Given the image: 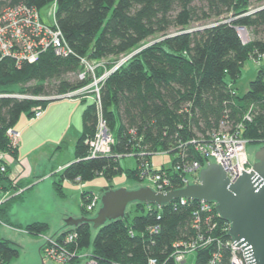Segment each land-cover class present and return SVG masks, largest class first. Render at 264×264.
Returning <instances> with one entry per match:
<instances>
[{
    "label": "trees",
    "instance_id": "obj_1",
    "mask_svg": "<svg viewBox=\"0 0 264 264\" xmlns=\"http://www.w3.org/2000/svg\"><path fill=\"white\" fill-rule=\"evenodd\" d=\"M54 1L56 23L71 54L57 56L47 49L33 63L17 65L10 58L0 61V152H9L15 158L17 148L12 152L9 149L6 130L15 126L22 113L31 117V109L38 103L46 106L51 102L10 95H56L75 90L85 84L70 78L80 70L79 57L117 59L135 51L106 79L100 99L114 135L112 153H134L137 163L135 168H123L114 157L86 159L84 140L94 134L96 125L95 106L87 105L81 115V135L74 145L75 160L53 182L57 196H65L64 181L76 182V178L84 182L101 175L107 181L102 191L115 188L110 182L116 175L141 182L140 152L147 153L144 160L149 164L151 156L160 152L174 163L173 147L216 130L221 121H226L230 129L243 123L241 137L247 144L264 145V66L257 68L243 94L239 95L236 87L244 63L264 53V0H0V10L25 4L39 11ZM238 28L250 32L249 41L242 42ZM148 39L152 40L145 44ZM249 110L251 120L247 121L243 118ZM184 151L202 166L207 163V158L191 148L185 146ZM163 170L171 171L170 167L152 169ZM9 171L7 167L0 173V188L17 190L20 185L16 177L9 178ZM175 184V188L180 186ZM85 195L82 215L87 213ZM20 198L14 195L0 204V222L30 236L43 235L49 229L44 222L23 227L9 222V208ZM173 203L161 209L131 204L123 219L95 231L92 241L91 226L81 224L73 228L77 239L72 246L82 250L91 245L97 264H146L149 259L171 264L173 243L193 235L191 210L195 205L189 202L175 207ZM215 218L214 241L219 237L222 240L217 264H231L230 250L224 246L231 238L227 231L221 233V225L228 223ZM152 226L159 231L150 234L148 228ZM215 246L216 242L196 250L194 264H207ZM18 255L15 244L0 239V264H9Z\"/></svg>",
    "mask_w": 264,
    "mask_h": 264
},
{
    "label": "built area",
    "instance_id": "obj_2",
    "mask_svg": "<svg viewBox=\"0 0 264 264\" xmlns=\"http://www.w3.org/2000/svg\"><path fill=\"white\" fill-rule=\"evenodd\" d=\"M56 2H53V10L51 12L52 23L45 24L39 14V11L32 6L25 4H16L0 10V61L4 58H10L17 65L22 63H33L47 49H52L57 56L67 57L71 54V50L67 45L60 29L57 26L55 18ZM244 29V28H238ZM245 30V29H244ZM128 55V56H127ZM132 54L121 55L117 59H99L92 60L87 57H79L80 70L75 73V79L79 82H85L81 87L56 95H31V94H13L12 97L18 99H31L35 101H53L58 99H91L96 110V125L94 134L87 137L84 143L88 147L86 159L96 157H114L116 160L124 156H134V153L113 154L112 146L114 144V135L105 118L101 106V87L105 83L110 74L122 67V65L131 58ZM259 66H264V53L258 54L252 59ZM258 66V67H259ZM257 67V68H258ZM45 106L38 103L31 109V117L39 119L44 113ZM244 120H251V111L249 110ZM243 123L236 124L234 129H230L226 121H221L219 127L207 133L204 136H196L186 143H179L175 149V161L170 166L171 171L153 172L147 160H144L147 153L140 152L138 156L142 163L139 164V179L141 182L146 176L150 175V181L153 190L156 192H168L184 187L187 183H198L199 171L208 163L214 162L220 164L226 172L230 181H234L244 172H249L251 163L246 153L247 140L241 137ZM130 134H134L130 131ZM6 136L9 140L11 152L19 145L20 134L18 131L10 127L6 130ZM191 148L196 154L202 158H207V163L202 166L198 159L189 157L184 147ZM190 146V147H189ZM170 152V151H168ZM166 155V153L162 152ZM11 155L9 152H0V173H4L8 167V160ZM174 175L173 178L171 175ZM76 181H80L76 178ZM187 181V183H186ZM174 183L180 184L178 188L173 187ZM175 184V185H176ZM100 194L88 193L85 195L84 210L86 214L93 215L96 209L97 200ZM173 205L185 206L189 202H195L194 208L191 210V228L193 235L187 240H181L173 243L171 264H183V254L186 252H196L200 248L216 246L212 251L211 258L207 264H217L220 261V245L221 238L214 241L217 222L215 217H219L215 205L205 201H193L185 198L172 201ZM161 209L162 206L148 204V206ZM159 217V216H157ZM229 224L221 225V233L228 232ZM150 234L157 233L159 228L152 226L148 228ZM42 236V235H41ZM50 236H42L47 240ZM58 237H61L58 239ZM77 239V233L74 229L66 230L62 236H57L54 241L48 239L50 245L42 248V254L53 264H67L77 261L81 258V250H77L72 246ZM224 246L230 250L231 264H247L244 254L228 240ZM89 256V258H88ZM87 260L86 264H97L92 257L91 252L84 256ZM146 264H157L154 260L149 259Z\"/></svg>",
    "mask_w": 264,
    "mask_h": 264
},
{
    "label": "water",
    "instance_id": "obj_3",
    "mask_svg": "<svg viewBox=\"0 0 264 264\" xmlns=\"http://www.w3.org/2000/svg\"><path fill=\"white\" fill-rule=\"evenodd\" d=\"M241 172L234 181H230L220 164L208 162L197 175L198 183L188 184L186 181L187 184L180 189L162 193L154 191L153 185L144 183L111 188L98 196L100 200H97L92 216H76L61 207L60 220L64 225L48 239L54 241L60 232L87 223L92 228V241L95 231L110 221L123 219L131 204L163 206L185 198L213 203L218 216L229 224L228 235L232 245L243 252L247 264H264V145L255 150L250 171ZM48 239L40 236L30 239L19 249V258L9 264H53L41 251L45 245L51 244ZM87 260L80 264H86Z\"/></svg>",
    "mask_w": 264,
    "mask_h": 264
},
{
    "label": "rangeland",
    "instance_id": "obj_4",
    "mask_svg": "<svg viewBox=\"0 0 264 264\" xmlns=\"http://www.w3.org/2000/svg\"><path fill=\"white\" fill-rule=\"evenodd\" d=\"M53 10V2L45 5L39 10L40 17L42 21L45 24L50 25L52 23V17H51V12ZM246 30V29H245ZM246 36L242 37L241 35L240 38L243 43H246L247 41L250 40L251 34L248 30H246ZM239 33V32H238ZM149 40V41H148ZM145 41L146 43H149L152 39H148ZM134 52L130 54H134ZM128 56V55H127ZM128 60L122 65L124 66ZM259 64L255 63L252 60H247L241 70V75L236 83L237 87V93L239 95L243 94L250 83L251 80L254 79L256 70ZM72 80H75L73 75L70 76ZM14 91H17V87H12L11 88ZM54 101V100H53ZM53 101L49 102L48 104H53ZM59 105H57L55 108V115L49 116L48 119H46L40 126L39 129V134H36L35 131H25L27 129L33 128L36 124V120L32 121V117H27L26 113H22L19 117L18 122L15 124L13 129L19 132L20 134V140L23 141V135L22 132L25 131V135H28L25 137L24 142L20 148L18 149L19 153V160L22 159V161H18L15 163H12L10 165L11 170H10V177L15 178V177H21L24 180L31 176L33 172L37 171L40 167L38 161L42 160V165L43 166H48V167H53V160L56 157V162L58 161L60 164L61 161H68L73 159L74 155V143L75 140L78 138L79 130L81 128V122H80V112L77 111V106H81V109L83 106L87 105L89 101H85L84 103H80V100H73V99H62L60 101H57ZM56 102V103H57ZM47 104V105H48ZM32 122L31 126L28 125V128H23L25 123ZM72 126L74 127L72 129ZM72 129V132H68V130L65 132V130ZM78 134H76V132ZM65 132V134H64ZM64 134V143H67L66 147L61 148L59 150H55L58 145L61 144V137ZM67 135V136H66ZM20 142V141H19ZM28 146V148H26ZM261 144L259 143H248L246 146V153L249 162L252 164L254 162V152L258 148H260ZM53 152L57 153L53 155ZM25 157V158H23ZM120 166L123 168H135L137 163L136 159L132 156H124L119 159ZM172 165L171 159L164 154H154L151 156V168L152 169H160L161 167L168 168ZM53 169V168H52ZM35 179V178H31ZM29 179V180H31ZM107 183L106 179L98 175L91 181H84L82 183H74V182H68L64 189V192L66 194V201L71 209L72 214L79 216L80 214L82 215L81 211V197L80 194L84 189H88L92 191V193L98 195L100 191V187L104 184ZM111 184L114 186L118 187L121 185L127 184L128 186H132L133 183H144V184H151L150 181V175L146 176L145 179L142 182H137L134 180H129L126 179L124 175H116L112 178ZM55 193V192H54ZM56 195V194H55ZM57 196V195H56ZM133 215V213L131 214ZM92 216V214H91ZM64 225V221L62 222ZM16 247L19 250V247L16 245ZM92 252V247L91 245L85 249L81 250V258H79L77 261H74L72 263H67V264H80V262L85 260V255L86 253ZM184 257V263L183 264H194L195 262V257H196V252L190 251L186 252L183 254Z\"/></svg>",
    "mask_w": 264,
    "mask_h": 264
},
{
    "label": "crops",
    "instance_id": "obj_5",
    "mask_svg": "<svg viewBox=\"0 0 264 264\" xmlns=\"http://www.w3.org/2000/svg\"><path fill=\"white\" fill-rule=\"evenodd\" d=\"M252 60V59H250ZM62 99H58V100H54L53 104H48L45 106L44 109V113L43 115L39 118V119H32V121H35L36 124L33 128L27 129L25 131H35L36 134H39V129L41 124L49 118V116L55 115V110H56V106L59 105L57 101H60ZM70 100V99H69ZM74 100V99H73ZM85 101H89L87 105L92 104V100L91 99H87V100H80V103H84ZM57 102V103H56ZM83 106L81 109V106H77V111L80 112V122H81V115L82 112L84 111V109L86 108V106ZM57 111V110H56ZM29 117V116H27ZM32 122H28L25 123V125L23 126V128H28V125L31 126ZM74 127L72 126V129ZM72 129H70V131L72 132ZM68 129L65 130V132ZM74 130V129H73ZM25 131L22 132L23 135V141L20 140L19 138V145L20 148L24 142L25 137L29 136L28 133L27 135H25ZM68 130V132H70ZM81 131H82V122H81V128L79 130V134L78 132H76V134H78V137L81 135ZM64 132V134H65ZM113 132V131H112ZM64 134L61 137V144L58 145L56 147V151L66 147L67 143H64L63 140L64 139ZM67 136V135H66ZM78 139V138H77ZM76 139V140H77ZM75 140V142H76ZM19 145L17 147V151H16V157L14 158L13 156H11L8 160V167L11 170L10 165L12 163L15 162H20L22 161L19 160L18 156V149H19ZM75 145V143H74ZM60 146V148H58ZM28 148V146L26 147ZM20 150V149H19ZM74 150V148H73ZM57 154L55 152H53V155ZM159 154V153H156ZM160 154H162V152H160ZM135 158V156H132ZM25 158V157H23ZM74 159V155H73V159L72 160H68V161H61L59 165H57L59 162H56V157L53 160V167H48L43 166L42 165V160L38 161L40 167L37 171L33 172L31 176L27 177L25 180L21 177H16L17 178V183L20 185V187L17 190H13L11 187H8L7 189H2L0 188V204L2 202H4L5 200L13 197L14 195H18L21 196L20 199L14 201L8 211V219L9 222L12 225H16V226H25L29 223L32 222H44L49 226V229L47 232H45L42 236H51L54 231L62 226V214L60 213V211H62L63 207L65 210L69 211V212H74L71 211L69 205L66 201V194L64 192V187L65 185L70 181H64L62 183V191L64 193V197H59L56 196V192L54 190L53 187V182L56 179L57 174L59 175V173H61V171L71 162H73ZM120 165V163H119ZM122 167V166H121ZM53 168V169H52ZM10 171L8 172L9 178L10 177ZM55 174V175H53ZM31 178H35V179H31ZM31 179V180H29ZM28 183H31L29 185H27ZM74 183H82L80 181H76ZM27 185V186H26ZM106 185V182L100 187V191L98 192L99 194L103 193L102 188ZM116 187V186H115ZM55 192V193H54ZM86 193V195L88 193H92V191L88 190V189H84L81 194V205L83 203L82 200V194ZM56 194V195H55ZM81 216V214L79 215ZM40 236V237H42ZM32 238H37L35 236H30L28 235L24 230L22 229H18V228H14L12 226L6 225L2 222H0V239H4V240H8L10 242H12L13 244L17 245L19 247V249L22 247V245L24 243H26L27 241H29ZM42 251V249H41ZM19 258V256L17 257ZM15 258V259H17ZM12 261V260H11ZM10 261V262H11Z\"/></svg>",
    "mask_w": 264,
    "mask_h": 264
},
{
    "label": "bare ground",
    "instance_id": "obj_6",
    "mask_svg": "<svg viewBox=\"0 0 264 264\" xmlns=\"http://www.w3.org/2000/svg\"><path fill=\"white\" fill-rule=\"evenodd\" d=\"M239 34L242 36V37H245L246 35V32L243 30V29H240L239 30Z\"/></svg>",
    "mask_w": 264,
    "mask_h": 264
},
{
    "label": "flooded vegetation",
    "instance_id": "obj_7",
    "mask_svg": "<svg viewBox=\"0 0 264 264\" xmlns=\"http://www.w3.org/2000/svg\"><path fill=\"white\" fill-rule=\"evenodd\" d=\"M84 216L89 217L90 215L89 214H84Z\"/></svg>",
    "mask_w": 264,
    "mask_h": 264
}]
</instances>
